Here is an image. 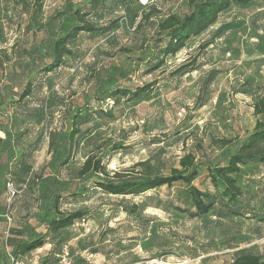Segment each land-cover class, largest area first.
Listing matches in <instances>:
<instances>
[{
    "label": "rangeland",
    "instance_id": "obj_1",
    "mask_svg": "<svg viewBox=\"0 0 264 264\" xmlns=\"http://www.w3.org/2000/svg\"><path fill=\"white\" fill-rule=\"evenodd\" d=\"M186 2L110 0L89 19L105 26L115 21V27L103 35H80L71 44L73 56L52 73L39 75L22 72V66L31 64L28 55L43 54L40 45L50 47L53 32L75 24L65 17L59 28V14L72 6L85 7L81 0H43L38 5L32 0H0V263L59 264L64 247L71 264H228L239 254H264L261 164L242 167L237 175L251 210L242 217L219 206L222 187L210 182L205 166L193 186L218 201L199 218L189 216L190 197L181 183L124 198L93 189L71 195L75 187L77 192L83 188L76 172L90 153L106 151L109 171L140 164L135 172L167 175L186 154L197 163L225 164V156L255 121L264 120L255 118L251 108L264 84V0L221 14L211 28L146 74L147 64L138 56L151 43L155 20L182 16ZM152 10L158 13L149 22L142 19ZM185 62L196 70L172 76ZM11 72L17 75H8ZM27 81L32 83L31 94L16 101ZM151 81L152 93L140 101L100 100L105 89H133ZM75 107L89 117L80 119V134L62 165L64 154L59 161L57 144L70 130L67 114ZM229 138L234 140L229 146L215 143ZM116 143L125 148L110 150ZM7 178L17 191L12 198L4 185ZM53 180V190L61 196L59 211L86 210L87 215L46 234L41 220L49 208L48 185ZM84 186L89 189L92 183ZM132 207L137 215L125 212ZM7 209L9 224L4 218ZM45 236L39 251L11 260L12 244Z\"/></svg>",
    "mask_w": 264,
    "mask_h": 264
},
{
    "label": "trees",
    "instance_id": "obj_2",
    "mask_svg": "<svg viewBox=\"0 0 264 264\" xmlns=\"http://www.w3.org/2000/svg\"><path fill=\"white\" fill-rule=\"evenodd\" d=\"M43 0H32L34 5H38ZM110 0H81V4L85 7L76 8L72 6L67 12L57 16L58 27L62 26L65 17L73 18L75 24L67 31L60 32L58 29L53 32V42L51 46L46 47L40 45L43 54L31 52L28 55L31 64L21 67L22 72H31L32 74L48 75L60 68L65 59L73 56L70 48L76 39L84 35H103L112 30L116 23L111 21L109 24L98 25L91 22L90 17L96 16L98 10L104 8ZM140 1V0H139ZM256 0H187L186 12L182 16L176 14H168L163 18L155 20L153 29V38L151 43L145 47L138 61L147 64L146 74H150L158 70L169 57L176 56L183 50L186 44L195 37L200 36L206 30L211 28L219 16L233 7L244 8ZM148 0H146V4ZM156 10H152L142 16V19L149 22ZM196 70L194 64L189 62L178 65L172 72V76L182 77ZM23 73L21 75H23ZM8 75H17V73H9ZM12 86V85H10ZM155 82H147L142 86H135L133 89L116 87L114 90L105 89V94L100 98L101 101L111 98L113 104L120 100L130 102L140 101L148 94L152 93ZM32 92V83L27 81L20 97L16 101L22 102ZM4 104V99L0 100V106ZM252 114L255 118L264 117V84L259 88L258 93L252 98ZM103 113L100 110L99 115ZM70 121V130L65 133L61 143L57 144V156L59 161L64 154L62 165L69 160V152L73 149L76 137L80 134L78 128L81 118L89 117L87 111H81L80 108H73L67 114ZM233 139H219L215 143L221 147L229 146L233 143ZM67 150H66V148ZM125 146L122 143L113 144L109 149L118 152L122 151ZM106 151L101 153H90L82 162L80 168L76 172L77 182H83V188L77 192L74 188L71 195H86L93 189L99 190L107 196L127 197L141 196L148 191L160 187H170L176 183L183 184L190 197L191 210L188 212L191 218H199L208 214L218 200L210 193L199 191L193 186V182L199 176V170L205 166L207 176L211 183L220 184L222 191L220 192L219 206L231 213L234 217L245 216L251 211L247 204L243 201L244 192L237 183V175L241 172L242 167L250 164L264 165V120H256L252 130L240 139L235 149L225 156L226 163H197L192 154H186L179 160V167L173 168L167 175L135 172L136 167L140 164H134L126 169H117L109 171L108 164L104 161ZM1 156V154H0ZM223 159V160H224ZM8 182L13 183L11 178H7L4 185ZM86 182H91V188L84 186ZM52 185V186H51ZM50 191L49 208L44 212L41 224L44 226L46 234H54L64 230L74 223L84 220L87 215L86 210H76L69 213L59 211V202L61 196L54 192V180L48 185ZM84 192V193H83ZM124 209V208H123ZM185 210H182L184 212ZM128 215H137L136 208H125ZM7 224L10 223V212L7 209L4 214ZM7 218L10 221H7ZM45 237L36 238L34 240H19L12 244L11 260L41 249L45 245ZM17 261L14 262V264ZM3 264V263H0ZM228 264H264V254L244 253L235 256Z\"/></svg>",
    "mask_w": 264,
    "mask_h": 264
},
{
    "label": "built area",
    "instance_id": "obj_3",
    "mask_svg": "<svg viewBox=\"0 0 264 264\" xmlns=\"http://www.w3.org/2000/svg\"><path fill=\"white\" fill-rule=\"evenodd\" d=\"M139 2H143L144 4H146V0H140ZM6 189L11 198L15 196V194L17 193L13 183L11 182H8L6 184ZM7 221L9 222L10 219L7 218ZM15 264H18V263H15ZM59 264H71L70 257H69L66 247L63 248L61 254L59 255Z\"/></svg>",
    "mask_w": 264,
    "mask_h": 264
},
{
    "label": "crops",
    "instance_id": "obj_4",
    "mask_svg": "<svg viewBox=\"0 0 264 264\" xmlns=\"http://www.w3.org/2000/svg\"><path fill=\"white\" fill-rule=\"evenodd\" d=\"M40 249L36 250V251H39Z\"/></svg>",
    "mask_w": 264,
    "mask_h": 264
}]
</instances>
